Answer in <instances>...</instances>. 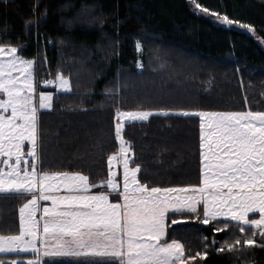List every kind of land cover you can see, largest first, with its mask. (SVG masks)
I'll list each match as a JSON object with an SVG mask.
<instances>
[{
    "label": "trees",
    "instance_id": "trees-1",
    "mask_svg": "<svg viewBox=\"0 0 264 264\" xmlns=\"http://www.w3.org/2000/svg\"><path fill=\"white\" fill-rule=\"evenodd\" d=\"M197 2L251 24L255 36L218 23L190 0H0V41L20 46V54L36 60L38 76L62 72L73 83L72 93H56L51 111L40 113L45 170L79 171L94 183L107 179V159L119 150L117 108L264 111V0ZM199 123L196 117L171 115L125 125L123 135L142 167L143 182L199 186ZM23 202L0 197V234L18 232ZM173 218L184 222L169 228V242L183 243L189 257L207 253L192 264H264V247L217 250L226 241L246 239L251 229L242 234L228 222V231L218 233L215 227L223 222L203 225L191 214H170ZM0 258L26 261L32 255Z\"/></svg>",
    "mask_w": 264,
    "mask_h": 264
},
{
    "label": "snow or ice",
    "instance_id": "snow-or-ice-1",
    "mask_svg": "<svg viewBox=\"0 0 264 264\" xmlns=\"http://www.w3.org/2000/svg\"><path fill=\"white\" fill-rule=\"evenodd\" d=\"M190 2L218 23L255 36L251 24L210 12L197 0ZM40 83L35 60L20 54V46L0 41V197L24 198L18 208V232L0 234V254L33 257L0 258V264H46L45 258L47 264L57 258H84L83 264H192L203 259L206 252L189 257L183 243L169 242V228L184 222L170 219V214H191L203 225L223 222L215 227L218 233L228 231V222H234L242 234L251 229L246 239L226 241L217 249L220 252L237 246L264 247V111L117 108L119 150L107 159L108 178L97 184L79 171L42 167L40 112L52 109L54 94L38 91ZM43 84L58 92H73L70 76L62 72ZM171 115L200 121L199 186L159 187L143 182L142 167L124 138L126 124ZM42 202L50 203L43 206Z\"/></svg>",
    "mask_w": 264,
    "mask_h": 264
},
{
    "label": "crops",
    "instance_id": "crops-1",
    "mask_svg": "<svg viewBox=\"0 0 264 264\" xmlns=\"http://www.w3.org/2000/svg\"><path fill=\"white\" fill-rule=\"evenodd\" d=\"M136 123H138V122H136ZM115 154V153H114ZM111 156V155H110ZM107 167H108V165H107ZM119 171L122 173V168L121 169H119ZM108 178V177H107ZM118 179H122V176H118ZM106 180V179H105ZM201 180H202V164H201V179H200V183H201ZM102 182V181H101ZM100 182V183H101ZM97 184H99V183H97ZM186 187H190V186H186ZM101 190H106V189H101ZM49 203L50 202H42V204H43V206H48L49 205ZM255 217H257L258 218V214H253ZM37 218H39V214H38V217ZM26 254H30V253H26ZM0 255H2V254H0ZM7 255H9V254H7ZM30 255H32V254H30ZM46 260L48 259V258H45ZM58 260L57 261H71V260H79V261H81V262H84V258H57Z\"/></svg>",
    "mask_w": 264,
    "mask_h": 264
},
{
    "label": "rangeland",
    "instance_id": "rangeland-1",
    "mask_svg": "<svg viewBox=\"0 0 264 264\" xmlns=\"http://www.w3.org/2000/svg\"><path fill=\"white\" fill-rule=\"evenodd\" d=\"M139 50H140V47H139ZM26 59H28V58H26ZM35 65H36V60H35ZM35 74H36V71H35ZM36 79H38L37 77H36ZM38 91H49V92H52L54 95L56 94V93H62V92H58L55 88H53V89H50V90H42V89H37ZM48 111H51V110H41V112H48ZM40 112V113H41ZM28 148H29V146L28 145H25V151H27L28 150ZM33 258V257H32ZM46 260V259H45ZM58 259H56V261H57ZM47 261V260H46ZM79 261V260H78Z\"/></svg>",
    "mask_w": 264,
    "mask_h": 264
},
{
    "label": "built area",
    "instance_id": "built-area-1",
    "mask_svg": "<svg viewBox=\"0 0 264 264\" xmlns=\"http://www.w3.org/2000/svg\"><path fill=\"white\" fill-rule=\"evenodd\" d=\"M45 80H48V78H46V79H41V80H38V81H40V82H41V83H40V85H39L38 87H40V88H44V89L51 88L52 86H45V85L43 84V81H45Z\"/></svg>",
    "mask_w": 264,
    "mask_h": 264
}]
</instances>
